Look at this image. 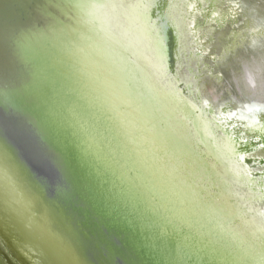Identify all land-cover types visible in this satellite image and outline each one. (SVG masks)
<instances>
[{"label": "water", "instance_id": "1", "mask_svg": "<svg viewBox=\"0 0 264 264\" xmlns=\"http://www.w3.org/2000/svg\"><path fill=\"white\" fill-rule=\"evenodd\" d=\"M240 1L264 24V0ZM123 2L145 34L158 38L165 80L156 82L173 93L169 98L175 103L180 100L195 129L187 143L191 147L178 140L172 143L211 162L217 171L223 166L234 179L218 174L219 181L211 175L200 181L211 184L203 189L212 191H206L207 199L217 198L222 184L233 213L250 226L264 228V112L263 133L247 141L239 139L247 134L232 126V120L219 126L214 115L225 113L227 107L210 97L206 104L187 83L190 74L181 67L180 31L167 16L171 1ZM83 3L0 0V218L21 237L20 243L10 241L3 232V244L21 264H39L29 259L33 253L22 241L43 264H253L226 241H218L194 208L166 194L167 183L172 188L198 181L177 180L178 170L190 165L177 156L170 157L174 172L151 165L118 125L123 123L121 116L104 100V85L90 68L96 67L103 77L110 69L128 83L134 72L130 54L124 58L101 43L97 21ZM130 27L138 26L130 22ZM258 44L251 54L257 60L264 58L257 52L264 49V38ZM147 103L148 112L157 116L156 106ZM230 131L235 136L227 157L237 161L226 165L222 158L219 163L215 149L221 156ZM129 146L140 152L139 164L127 153ZM255 148H261L260 156L253 155ZM151 155L157 156L153 150ZM154 169L163 171L166 183L150 179L156 177Z\"/></svg>", "mask_w": 264, "mask_h": 264}, {"label": "bare ground", "instance_id": "2", "mask_svg": "<svg viewBox=\"0 0 264 264\" xmlns=\"http://www.w3.org/2000/svg\"><path fill=\"white\" fill-rule=\"evenodd\" d=\"M123 1L85 0L83 3L90 17L94 15L97 21L96 27L101 33V43L113 49L111 52L119 50L120 56L122 54L124 58L130 54L132 63L130 64L132 70H130L134 71L128 77L131 80L128 83L131 85L127 87L128 83H124L119 74L116 76V72L105 69L103 77V73L100 71L98 73L96 67L91 65V71L104 85L103 89L106 91L103 93L104 100L121 116L123 123L118 125H122L124 131L126 129L128 139L133 138L148 163L161 166L164 171L167 168L170 173L176 171V168L170 166L172 156H177L190 165V169L184 167L178 170L177 180L198 181H187V185L173 184L172 188L167 183L163 185L166 194L175 195L181 199V202L185 201L186 206L194 208L199 214L197 216L206 222L204 224H207L208 229L218 241H226V245H229L231 250L253 264H262L264 252L260 246H262L261 237L264 238L262 233L264 228L256 225L250 226L245 219L239 217V214L235 211L233 213L222 184L217 187L219 189L216 191L219 194L217 198L214 199L211 195V199H207L206 191L211 188V184L200 183V181L210 180L211 176L217 181H219V175L231 181L234 178H231L229 173L226 175L223 166H221L222 171L220 169L217 171L216 166L214 167L211 162L202 161L198 154H192L189 150L179 146L175 147L177 145L172 143L178 140L187 144L191 141L190 132L195 129L191 123L187 122L183 106L178 102L180 100L178 99L175 103L172 98H169L173 96V93L165 91L159 84L162 79L165 80V67L162 51L158 47V38L145 34L147 31L143 25H138L134 16L130 15L132 10L126 8V3ZM170 1L167 16L180 31L181 54L184 57L181 67L187 74H190L188 85L203 99L206 98L205 101L208 97L222 101L221 104L227 109L225 113L214 115L213 119L222 128L227 124L225 121L232 120V126L240 127L242 133L247 134L245 137H239L240 140L247 141L249 137L263 133L260 115L264 112V58L257 60L251 54L253 53L252 46L259 43L260 37L264 38V27L258 28L261 23L251 18L240 0V2L236 0ZM130 22L138 27L132 30ZM257 52L264 57L263 49ZM81 53L75 55L81 56ZM241 56L244 59L241 60ZM139 86L143 87L144 96L140 94ZM143 97L151 103V106L157 107H155L157 116L148 112V103ZM207 102L209 101H206V104ZM160 117L163 119L160 120ZM207 120L212 127V120L208 118ZM234 136L232 131L229 137L224 139L225 148L219 151L221 156L215 149L219 163L222 164L221 158L226 165L236 163L237 160L227 157V155L231 156ZM146 147H148L147 150ZM128 148L127 153L132 161L139 164L140 152L133 146ZM152 150L157 154L156 157L151 155ZM258 150L261 148H255L253 155L260 156ZM165 151H171L172 154H167ZM151 157L156 158V162ZM240 158L243 160V154ZM236 165L242 169L240 165ZM154 171L157 172V174L154 172L156 177H150L153 175L152 172L150 175L146 172L151 180L158 182L166 180L162 177L163 171L162 175L158 170L154 169ZM245 172L238 170L237 174H245ZM204 188L207 189L203 190ZM190 210L188 208V211ZM0 220V235L4 232L8 240L20 243L21 237L11 230L7 222L1 218ZM262 225L264 226V217ZM22 242L27 244L25 241ZM21 244L27 246L24 249L28 253H33V258L29 259L43 264L41 258L28 244ZM0 264H21L19 260H16L12 250L3 244L1 238Z\"/></svg>", "mask_w": 264, "mask_h": 264}, {"label": "rangeland", "instance_id": "3", "mask_svg": "<svg viewBox=\"0 0 264 264\" xmlns=\"http://www.w3.org/2000/svg\"><path fill=\"white\" fill-rule=\"evenodd\" d=\"M236 1L240 2L239 0H236ZM257 4H260V1H259V0H258ZM241 5H242L243 8L245 9L246 6H245L243 3H242ZM246 8H247V7H246ZM245 11L248 12V14L251 16V18L254 19V20L257 22V19L254 18V17L252 16V14H251V12H250L249 10L246 9ZM262 26L264 27V24L261 23V25H259L258 28H259V27L261 28ZM260 28H259V29H260ZM258 45H259V44L256 43L255 46H252V51L255 50L254 48H255L256 46H258ZM261 50H262V49H261ZM263 51H264V49H263ZM261 52H262V51H261Z\"/></svg>", "mask_w": 264, "mask_h": 264}, {"label": "clouds", "instance_id": "4", "mask_svg": "<svg viewBox=\"0 0 264 264\" xmlns=\"http://www.w3.org/2000/svg\"><path fill=\"white\" fill-rule=\"evenodd\" d=\"M262 264H264V262H262Z\"/></svg>", "mask_w": 264, "mask_h": 264}]
</instances>
